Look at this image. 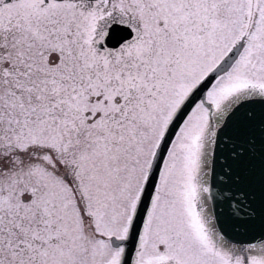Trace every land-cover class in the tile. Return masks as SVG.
Here are the masks:
<instances>
[{
  "label": "snow or ice",
  "instance_id": "obj_1",
  "mask_svg": "<svg viewBox=\"0 0 264 264\" xmlns=\"http://www.w3.org/2000/svg\"><path fill=\"white\" fill-rule=\"evenodd\" d=\"M0 264H264V0H0Z\"/></svg>",
  "mask_w": 264,
  "mask_h": 264
}]
</instances>
